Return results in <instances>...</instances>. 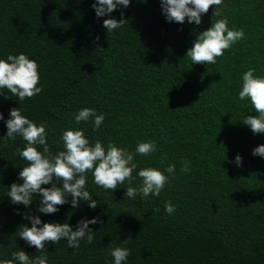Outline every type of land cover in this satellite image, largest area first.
I'll return each instance as SVG.
<instances>
[{
  "label": "trees",
  "instance_id": "16d2710c",
  "mask_svg": "<svg viewBox=\"0 0 264 264\" xmlns=\"http://www.w3.org/2000/svg\"><path fill=\"white\" fill-rule=\"evenodd\" d=\"M94 2L0 0V59L26 54L39 66L42 87L23 101L0 89V137L6 135L10 109L19 107L37 125L45 124L52 154L63 150L61 130L83 129L90 142L112 141L132 152L138 142L156 143V152L135 155L133 186L140 184V168L169 175L164 170L175 165V174L158 197L131 199L125 198L127 183L112 192L88 173L86 189L98 201L95 209L88 201L72 208L69 196L56 213L43 214L37 211L39 194L27 207L7 196L13 182L22 183L19 171L27 162L16 150L25 142L20 136L0 138V259L19 250L29 257L41 254L16 233L21 225L31 227L27 213L42 222H67L72 230L81 219L99 218L89 225L91 244L82 240L78 249L67 247L66 239L46 244L48 264H114L109 248L117 246L130 250L126 264H264V157L252 155L264 134L242 123L256 113L238 98L244 72L254 67V75L264 76V0H223V6L202 14L200 25L166 21L160 0H130L127 8L102 17ZM217 8L221 17L212 16ZM121 11L123 26L107 32L103 20H120ZM224 17L244 38L215 64H192L186 50L211 20ZM85 107L104 114L98 130L91 120L75 122L73 114ZM184 160L190 161L187 173L180 171ZM166 201L175 205L171 215Z\"/></svg>",
  "mask_w": 264,
  "mask_h": 264
},
{
  "label": "clouds",
  "instance_id": "9594fccd",
  "mask_svg": "<svg viewBox=\"0 0 264 264\" xmlns=\"http://www.w3.org/2000/svg\"><path fill=\"white\" fill-rule=\"evenodd\" d=\"M130 0H95L92 7L97 17L108 16L118 6L127 8ZM162 14L166 21L183 24H201L202 14L209 11L210 6H223V0H160ZM212 16L221 17L220 8L213 11ZM126 20L107 18L103 20V27L107 32L123 26ZM226 17L211 20V26L199 32L191 48L186 50V56L192 64H215L216 58L223 56L237 41L244 38L242 29H230ZM98 39V37H97ZM38 64L29 59L24 53L9 54L7 59H0V89L6 88L20 101L32 98L42 91L39 84ZM256 69L250 67L242 74V84L238 92L239 100H248L255 110L256 115H245L242 123L248 126L253 134H264V76H256ZM9 119L4 121L7 132L3 138L5 142L15 141L17 136L22 137L23 148L17 147V154L27 164L19 171L18 179L22 183L13 182L9 186L7 196L12 204L29 206L33 196L39 194L37 211L43 214H54L59 208L69 203L72 208H79L81 201H88L89 208L95 209L98 201L86 189L88 173H91L93 182L105 190L115 191L119 185L127 183L125 198L134 199L140 196L147 199L149 196L158 197L164 186L169 182V177L175 174V165H169L164 172L153 167L140 168L136 175L140 184L133 186V172L137 170L134 162L135 155L148 156L156 152L155 142H138L135 151L117 147L112 141L105 146L101 141L90 142L83 129H63L59 140L63 150L52 154L47 143L46 126L42 122L37 125L34 121L21 114L19 107L10 109ZM77 124L93 121V129L98 130L104 122V114H97L92 108H81L73 114ZM0 120H4L0 113ZM41 146L43 151H39ZM252 155L264 157V144L252 150ZM166 156L162 157V160ZM234 163L237 167L242 164V157L237 154ZM190 161L184 160L181 172L190 171ZM51 187H42V185ZM165 211L171 215L175 212V205L170 201L165 202ZM155 211H159L156 209ZM30 220L31 227L21 225L16 232L29 246H34L39 256L29 257L23 250L11 253V258L0 259V264H48L45 245L58 244L66 239L67 247L78 249L80 241L85 240L91 244L94 241V231L90 224L100 223L98 217L81 219L77 222L75 230L67 223L42 222L39 216L24 214ZM39 226V227H38ZM128 239L122 243L127 244ZM2 246V245H0ZM109 254L113 257L114 264H126L130 250L126 247H110Z\"/></svg>",
  "mask_w": 264,
  "mask_h": 264
}]
</instances>
